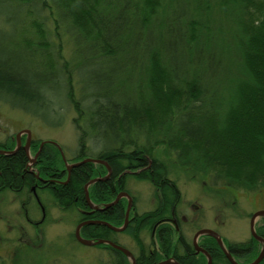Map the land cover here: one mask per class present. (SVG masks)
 I'll use <instances>...</instances> for the list:
<instances>
[{
  "label": "trees",
  "instance_id": "1",
  "mask_svg": "<svg viewBox=\"0 0 264 264\" xmlns=\"http://www.w3.org/2000/svg\"><path fill=\"white\" fill-rule=\"evenodd\" d=\"M61 35L70 43V62L61 53ZM66 102L76 112L71 161L97 158L110 168L108 178L88 185V197L106 202L127 191L129 177L148 181L155 197L153 208L135 213L121 232L84 224L80 235L113 242L128 235L135 264L170 254L180 264H204L182 234L173 241L168 222L155 228V247L142 240L178 201L174 180L152 149L161 146L180 166L198 167L227 185L264 190V0H0V103L57 126ZM13 145L2 142L0 149ZM58 153L43 143L33 170L21 146L0 153V196L7 190L33 197V186L42 206L38 191L62 209H76L77 223L118 226L120 201L99 211L84 198V184L106 169L102 163L71 167L64 183L36 179L35 171L65 179ZM201 244L211 264H231L212 237ZM225 245L232 256L252 246ZM95 246L111 254L109 264H130L111 246Z\"/></svg>",
  "mask_w": 264,
  "mask_h": 264
},
{
  "label": "rangeland",
  "instance_id": "2",
  "mask_svg": "<svg viewBox=\"0 0 264 264\" xmlns=\"http://www.w3.org/2000/svg\"><path fill=\"white\" fill-rule=\"evenodd\" d=\"M61 39V53L70 62V43L65 35H61ZM75 91L76 85L73 86V92ZM74 97L77 98V94ZM56 99L63 102L62 97ZM58 114L61 116L59 125L46 126L38 119L0 103V143H9L13 140V148L17 142L20 146L24 145L26 133L20 132L18 137L15 134L22 129H27L30 135L29 140L33 138L35 144L38 142L49 144L58 150L59 156L62 152L64 159H62L59 168H65L71 161L77 145V132L73 123L76 112L72 104L66 102L58 108ZM152 154L163 161L168 178L174 180L178 191L174 214L177 215V212H180L183 216L193 217L195 226L214 230L223 240V244L232 242L246 244L250 241L249 219L254 211L264 210V190L241 187L236 183L227 185L222 180L209 177L207 173L202 175L198 167L180 166L171 157H167L161 146L153 148ZM32 155L33 150H29L28 156L32 157ZM27 163L33 168L30 161ZM105 174L106 169L101 167L91 179L103 177ZM93 182L90 181L86 185V192L88 185ZM125 188L127 191L124 192L130 198L126 218L132 215V210L134 213H142L152 209L155 205V197L152 194L153 187L148 181L129 177L125 182ZM38 193L42 202L45 203L43 215L31 195L27 198L25 194H16L5 190L0 196V256L4 264L110 263V253L108 254L95 245H82L75 240L72 234L77 224L76 209H62L55 205L46 193L40 191ZM88 199L91 204L97 206L112 201L114 197L99 203H95L89 197ZM23 200H26L24 206L21 203ZM117 200L123 204L124 212L128 202L127 198L120 196ZM132 206L133 209H131ZM180 214L179 218L175 215L173 217L176 223L180 222ZM122 222L116 227L121 226ZM185 222H180L179 226H183L182 228L187 230L186 233L190 237L193 231L188 230ZM263 223V216H256L253 219L254 232ZM168 224L172 227L170 221ZM140 235L144 243L151 242V247L156 246L154 235L150 236L147 232H142ZM114 239L116 243L126 247L133 254L136 252L135 244L128 235L119 233L114 236ZM233 259L240 263L244 261ZM250 259L251 257L246 260Z\"/></svg>",
  "mask_w": 264,
  "mask_h": 264
},
{
  "label": "flooded vegetation",
  "instance_id": "3",
  "mask_svg": "<svg viewBox=\"0 0 264 264\" xmlns=\"http://www.w3.org/2000/svg\"><path fill=\"white\" fill-rule=\"evenodd\" d=\"M33 141H35L33 138L31 139L30 138V140L28 141V146H27V151H25L26 152V155H27V158H28V162L30 161L31 162V166H32V164H34V162H35V160H36V156H37V154H38V152L40 151V149H41V146L43 145V143L39 146V142H38V144H37V147H36V149H35V151H33V155H32V157H29L28 156V151L29 150H31L30 149V146L33 144ZM30 142V143H29ZM22 146V145H21ZM13 149V148H12ZM12 149H0V150H2V151H10V150H12ZM64 157V156H63ZM72 162H75V161H70L69 163H72ZM94 163H98V162H94ZM28 164L29 163H26V166H27V169L28 170H33V168H31L30 166H28ZM103 164V163H102ZM103 165H105V164H103ZM106 167V166H105ZM70 170V169H69ZM62 173H65V179H63V180H58V179H50V178H43V177H40V176H38V174H37V171H35L34 172V175H35V177H36V179L38 180V181H40V182H43V181H45L46 179H49V180H52V181H59V182H66V180H67V178H68V176H67V172H66V170H65V168H62L61 169V174ZM69 173V172H68ZM108 178V177H107ZM103 180H105V179H103ZM97 181H99V180H97ZM95 182V181H94ZM31 187H33V186H31ZM34 188V187H33ZM31 189V188H30ZM124 192L123 190H120V191H118V192ZM34 192H35V189H34ZM117 192V193H118ZM31 193H32V191H31ZM116 193V194H117ZM36 194V193H35ZM115 194V195H116ZM115 195H114V197H115ZM32 196L34 197V195H33V193H32ZM37 196V195H36ZM117 201H119V200H116V202ZM41 203V202H40ZM114 204V203H113ZM39 206V205H38ZM110 206V205H109ZM109 206H107V207H109ZM107 207H103V203H102V205H97L96 206V208H94V209H91V210H99V211H101L102 209H105V208H107ZM39 209H40V207H39ZM131 209H133V206L131 207ZM40 211H41V209H40ZM174 207H172L171 208V214H170V216H166L165 218H162V219H160L159 221H156L155 223H154V225H153V227H152V230H151V232H150V236H152V235H154V237H155V228L157 227V225H159V224H161V223H164V222H171L172 223V229H173V231L175 232V235H174V237H173V241L175 242L176 240H177V238H179V236L182 234L183 235V237H184V239L186 240V242H187V245H189V247H190V249H191V251H192V256L193 257H196V258H203L204 259V261H205V263L204 264H206V262H207V257H206V253H207V255L209 256V254H208V252H207V250L202 246V242L204 241V239H205V236H208V237H211V236H209V235H207V234H199V235H197V237H196V239H195V243H196V246H197V248H199V250L198 249H196L195 248V246H194V244H193V235L195 234V232L197 231V230H199V229H208V228H205V227H199V226H195V222H194V219H193V217L191 218L190 216L188 217L187 215H185V216H183V215H181L180 214V212H177V215L176 214H174ZM135 213H134V211L132 210V215L131 216H133ZM180 214V222H184V221H186L185 223H186V226H188V230H190V231H193V233L191 234V236L189 237L188 235H187V233H186V231L187 230H185L184 228H182L183 226H179V221H177V223L175 222V218H173L174 217V215L175 216H177L178 217V215ZM131 216L130 217H128L127 218V222H128V220L131 218ZM123 217H124V212H123ZM179 218V217H178ZM264 218V217H263ZM127 222H126V224H127ZM188 223V224H187ZM35 224H36V222H35ZM94 224H97V223H94ZM110 224V223H109ZM112 225V224H111ZM114 226V225H113ZM126 226V225H125ZM195 227V228H194ZM125 228V227H124ZM123 228V229H124ZM80 229V228H79ZM122 229V230H123ZM112 230V229H111ZM122 230H120V231H115V232H121ZM114 231V230H113ZM212 231H214V230H212ZM215 232V231H214ZM216 233V232H215ZM255 234L259 237V239H256V238H254V237H252L251 236V238H250V243L252 244V246H253V248H252V246H249V247H244V248H237L240 252L242 251V252H245V253H243V254H239L240 256H238V255H235V256H232L233 258H237V259H241V260H244L243 262H241V264H248V263H250V262H253L254 261V259L257 257V255L261 252V251H263V253H262V255H261V258L255 263V264H259V262L262 260V258L264 257V223L262 224V226L259 228V229H257L256 231H255ZM220 237V236H219ZM213 238V237H212ZM214 239V238H213ZM220 239H221V237H220ZM105 240H109V239H105ZM109 241H111V240H109ZM182 241H184L183 239H182ZM214 241L216 242V240L214 239ZM111 242H113V241H111ZM221 242L223 243V240L221 239ZM113 243H116V242H113ZM255 243V244H254ZM116 244H118V243H116ZM175 244V243H174ZM216 244H217V242H216ZM118 245H120V244H118ZM225 247H226V245L225 244H223ZM120 246H122V245H120ZM217 246H218V244H217ZM122 247H124V246H122ZM219 247V246H218ZM124 248H126V247H124ZM220 248V247H219ZM127 249V248H126ZM200 249L202 250V251H204V252H202V251H200ZM226 249H227V247H226ZM237 249H236V251H237ZM244 249V250H243ZM129 250V249H128ZM221 250V249H220ZM130 251V250H129ZM227 251L230 253V251L227 249ZM249 251H253L252 253H248ZM131 252V251H130ZM122 253V252H121ZM132 253V252H131ZM123 254V253H122ZM189 254V253H188ZM231 254V253H230ZM124 255V254H123ZM132 255H133V257H134V254L132 253ZM224 255V254H223ZM241 255H244V256H247V255H251L250 257H251V259L250 260H246L247 258L246 257H244V256H241ZM125 256V255H124ZM187 257H190V256H188V255H186ZM126 257V256H125ZM177 257V256H176ZM210 257V256H209ZM249 257V258H250ZM129 261V260H128ZM163 261H168V262H166V263H161V264H180V263H178L175 259H174V257L172 256V254H170L167 258H164V259H162L161 261H159V262H157V263H160V262H163ZM236 261V260H235ZM246 261V262H245ZM238 262V261H237ZM134 263H135V259H134ZM157 263H155V264H157ZM240 263V262H239ZM184 264H192V262H190V261H188V262H185ZM210 264H211V258H210Z\"/></svg>",
  "mask_w": 264,
  "mask_h": 264
},
{
  "label": "water",
  "instance_id": "4",
  "mask_svg": "<svg viewBox=\"0 0 264 264\" xmlns=\"http://www.w3.org/2000/svg\"><path fill=\"white\" fill-rule=\"evenodd\" d=\"M20 132H21V133H22V132H25V133H26V141H25L24 145H22L21 147H22L25 151H27V146H28V141H29V136H30V135H29V131H28L27 129H22V130L18 131V132L15 134V136L18 137V134H19ZM41 144H42V142H40L39 146H40ZM54 144H55V143H54ZM55 145H56V144H55ZM19 146H20V144H19V142H17L16 145L14 146V148H13L12 150H10V151H5V152L2 151V150H0V153H12V152H14ZM56 147H57V148L59 149V151L61 152L60 148H59L57 145H56ZM60 154H61V158L64 159L62 152H61ZM86 161H90V162H98V163H103V164H105V162L102 161V160H100V159L85 157V158L80 159V160H78V161H75V162L69 163L68 165L65 166V170H66V172H67V176H68L69 169H70L71 167L76 166V165H79V164H81V163H83V162H86ZM105 166H106V174H105L103 177H97V178H94V179H90V180L87 181V183H85L84 186H83L85 201H86L87 205H88L91 209L96 208V206L90 203L85 188H86V185H87L88 183H90V181L103 180V179H106V178L109 176V174H110V168L107 166V164H105ZM31 191H32V193H33V195H34V199H35V201L37 202V204L39 205V207H40V209H41V214L43 215V206L41 205V203H40L38 197L36 196L33 187H31ZM120 196H125V197L127 198V200H128L127 205H126V209H125V211H124V218H123V222H122V225H121V226L116 227V226H113V225L109 224L108 222H106V221H102V220H92V219H90V220H82V221H79V222L75 225L74 230H73V236H74L75 240H76L77 242H79L80 244H82V245L91 246V245H96V244H99V243L107 244V245L111 246L112 248H114V249H116V250L122 252V253L126 256V258L129 260L130 264H135V263H134V257H133L132 253H131L128 249H126V248H124V247H122V246H120V245H118V244H116V243H113V242H111V241H109V240H105V239H94V240H92V239L84 238V237L80 236V234H79V228H80L82 225H84V224H94V223L105 225L106 227H108V228H110V229H112V230H114V231H120V230H122V229L125 227L126 222H127V218H126V217H127L128 208H129V203H130V198H129V196H128L125 192H122V191H121V192H118V193L115 195L114 199H113L112 201L106 203V204H103V207H107V206H109V205L115 203L116 200H117ZM259 215H261V216L264 217V210H257V211H254V212L251 214V217H250V219H249V231H250V235H251L252 237L256 238V239H259V237L255 234V232H254V230H253V219H254L256 216H259ZM202 233H203V234H207V235L213 237V238L216 240V242H217L218 246L220 247L222 253L224 254L225 258H226L231 264H241V263H239V262H237V261H235V260L233 259V257L231 256V254L227 251L226 247H225V246L223 245V243L221 242V239H220L219 235H218L217 233H215L214 231H212L211 229H199V230H197V231L195 232V234L193 235V244H194V246H195L196 249L199 250V248H197V246H196L195 239H196L197 235L202 234ZM200 251H202V250L200 249ZM202 252H204V251H202ZM204 253H205V252H204ZM262 253H263V251H261V252L257 255V257L254 259L253 262H250V263H248V264H255V263L261 258ZM205 255H206V257H207V262H206V264H210V257L207 255V253H206ZM166 262H168V261H163V262H160V263H157V264L166 263Z\"/></svg>",
  "mask_w": 264,
  "mask_h": 264
}]
</instances>
